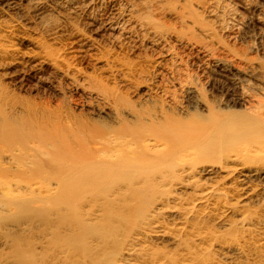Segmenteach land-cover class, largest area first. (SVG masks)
Masks as SVG:
<instances>
[{
	"label": "bare ground",
	"instance_id": "6f19581e",
	"mask_svg": "<svg viewBox=\"0 0 264 264\" xmlns=\"http://www.w3.org/2000/svg\"><path fill=\"white\" fill-rule=\"evenodd\" d=\"M233 2L0 0V74L19 83L47 72L53 84L39 81L54 90L66 80L95 116L12 95L0 83V196L23 201L27 217L6 264H264V238L253 244L248 229L261 218L242 210L264 196L251 186L264 183V62L222 47L213 30L229 32L243 17L264 29V6ZM174 45L219 70L231 100L206 102L185 77L178 86L201 115L173 107L169 88V110L137 107L119 90L146 73L125 50L160 49L155 66L168 72L164 63L178 62ZM80 63L97 69L85 74ZM209 219L230 228L217 234L205 228Z\"/></svg>",
	"mask_w": 264,
	"mask_h": 264
},
{
	"label": "rangeland",
	"instance_id": "374dc122",
	"mask_svg": "<svg viewBox=\"0 0 264 264\" xmlns=\"http://www.w3.org/2000/svg\"><path fill=\"white\" fill-rule=\"evenodd\" d=\"M224 1L227 4L230 3L231 7L234 5L233 0H224ZM250 3L252 5L258 6L259 8L264 6L263 0H250ZM207 20H210V19H207ZM242 20H240L237 27L233 26L234 27V28L232 27L233 29L232 28L229 29V32H225L224 30L222 31L221 29H219V27L215 26L213 28V30H214V33L217 35V38H218L217 40L222 41V44H221L222 47L224 45L228 46L232 50H234V51L236 50L237 53H239V54L241 53V55H245L247 58L255 59V60L257 59L259 62L263 63L264 62V29H258V28L252 27V25L250 24L251 20L248 17H243ZM10 21H7V22H10ZM55 23H56V21H55ZM215 29H217L218 31ZM36 38L38 40L43 39L44 41L48 42V38H46L41 33L36 35ZM201 39H202L201 41L204 42L205 39L204 38H201ZM15 43L17 44L18 42H15ZM19 44L20 43H18L16 46H17L18 50L22 53L23 52L24 53L25 52L36 53V51L38 52L37 49H34L33 47L28 46L27 44H20V47H19ZM207 44H209V43H207ZM173 47H175V48H173V54L176 55V57L178 58L177 59L178 62L175 63V66L173 65L172 62H169V63L165 62L164 67L166 69H168V68L171 69V71H170V69H168L169 70L168 72L163 71L161 69L157 70L158 68H156V66H155V63L157 62L156 59L161 58V55H162L160 49H159L160 50V52H159L158 49H153V48H150V49L147 48L146 49V48L141 47L138 50L136 49L135 53L131 52L132 54L129 51V50L132 51V49L125 50V52H123L121 54V56L128 58L133 62H136L137 65L140 64L138 66L140 68L142 67L141 69H144L143 71H145L146 73L149 72V74L145 73L143 76H141V78H137L135 80V82L139 81L138 83L134 82L135 84H138L140 86V87L138 85L134 86L135 88H137V90H135V88H127L128 86L126 84L125 85L120 84L118 86L119 90L121 92H123L124 94H126L128 96V98L137 105V107L148 108L150 110H158L159 108L164 109V107H166L165 102L170 98L165 96L162 91H164L163 89L166 90L169 88L170 91L172 92V95H173V100H174V101H172V103L174 102L173 107L178 106L179 108H182L188 114L197 112L198 115H201V114H203L202 111L198 110L197 106L195 104H193L194 102L191 99L193 97L190 98L187 95H185V93L181 92L182 90L178 86L179 77H182V78L185 77V79L188 78L191 82H194L195 85L197 83L198 88L200 87V89H201V90L199 89L201 91L200 94L203 95V98L206 102H210V103H211V101H216V102L217 101H223V102H225V101L231 100V98L233 96V91L231 90V85L227 82V79L224 78L222 74L218 73V72H220L219 70H217V72H216V71H214L215 69H213V68L211 69V67H210L211 65L208 64L209 62L206 59H204L203 56L199 55L196 51L191 50L190 48H185V47L183 48V47L175 46V45ZM150 50H152V51H150ZM153 50H155V51H153ZM217 50H216V52H218L217 54L220 56H223L221 54V52H219L220 50H218V51ZM126 51H128V52H126ZM158 54H161L159 58H157V56H159ZM149 56H150V58H149ZM180 60L182 62H180ZM0 62H1L0 65L1 64H4V65L7 64L6 59L1 60ZM166 63H168V64H166ZM80 66H81V69L83 70V72L85 74L95 73L94 72L95 68H92L90 66L87 67L84 63H80ZM6 68L2 69L4 71H6V74H10V76H16L17 71L12 70L14 72V73H12V71H8V68L7 69ZM96 69H97V67H96ZM179 71H180V73H179ZM1 74L5 75V72L1 73ZM1 74H0V83L3 84L8 89V92L11 93L12 95L14 94L16 96H20L21 98H28L30 100H36V102L39 101L40 103H42L41 105L44 104L47 107H51V108L60 107L66 113L67 112H73V113H77V114L85 113V114H88L90 116L95 117L93 112L87 106V104L89 103V100L87 99V97H85L84 95H81L80 93L79 94L75 93L74 90L72 91V89H73L72 85H70V82H67L66 80L65 81H59L58 80L59 84H56V85L54 83V87L57 88V90H54V88H52L49 84L50 82H52L51 84H53L54 79L52 78V76H50L51 74L47 73V72L40 74V75H37V76H32V75L29 76V74H26L25 75L26 77L23 76L20 78L22 81L20 80L19 83L17 80H9L7 77H3L4 75L2 76ZM90 74H88V75H90ZM39 77L44 81L47 80L49 82V80H50V82L48 84H45L44 81L43 82L39 81ZM105 81L106 80H104V82ZM117 82H119V81H117ZM145 82H146V85H145ZM105 83H108V85H110V86L114 85L113 81H106ZM140 83H142V84H140ZM147 87L153 88L152 89V96L154 98L152 100H149V101H145V96L147 93V90H146ZM153 93H155V94H153ZM173 107H171V108H173ZM165 110H169V109L166 107ZM230 164L231 163H223V162L221 163V165H223L224 167H226V166L232 167L233 164H231V165ZM14 176L18 177L20 179H23L24 177H33L34 175L15 174ZM220 176L222 178V175H219V176L211 179L210 181H208V184L209 185L210 184L218 185L222 180V179H220V180L218 179ZM215 182H217L218 184ZM251 186H253L252 187L253 189L258 188L257 190H263L264 191V183L262 181H258V180L254 181L253 183H251ZM0 197H1L0 198V235H1L0 236V264H6L5 262H6V260H8L7 258L10 254L9 248H11V246H12L11 244L14 243V241L16 240L15 238H17L18 240H22L21 239L22 237L20 234V229L18 230V228L20 226H21L20 228H22V226H24V224L27 222V217L25 215V205L23 204V201H16V202L11 203L10 199L6 200L5 198L3 199L2 196H0ZM262 200L264 202V196L261 199V201ZM261 201H258L259 202L258 204L256 201H251L252 203L248 202V205H246L247 204V202H246L245 203L246 207L244 206L243 209L241 207L240 208L238 207L239 209H242V210H248L249 213H251L252 215L254 214L253 215L254 217H255V212H256V215L259 214L258 215L259 218H261L263 220V221H261V219H258V217L256 216V220H254L255 222L250 223L251 225L249 224V227L251 229L250 228H248V229L251 232L252 239L254 241V242L252 241L253 244L255 243V239H256V243L257 242L259 243V242H262L263 238H264V219H263L264 218L263 217L264 216V203H262ZM233 202L236 203V200H233ZM11 205L13 206V208L11 207ZM8 209H10V210H8ZM233 216H234V214H233ZM233 216H231V215L229 216L230 219L228 220V223H227V224H229V222H230V224H232V226H233V223L235 224V222L238 221V218L236 216H234V217ZM212 220L213 219H209L210 222L209 221H208L209 223L207 222L208 225L206 224V226H207V227L205 226L206 229L209 228L213 232L217 231L218 232L217 234H221V233L224 234L223 232H226L225 230H227V228H230L227 226L218 225L216 223L213 224ZM257 221H260V223ZM256 224H257V226H259V225L260 226L258 228H257V226L254 227ZM1 232H2V234H1ZM7 233H8V235H7ZM13 234H15V235H13ZM253 237H255V238H253ZM6 246H8L7 249H6ZM203 246L206 247L207 245H205V244L201 245V248ZM159 247L162 248L163 246H159ZM250 250L251 249H249V252H251ZM249 252H248V254L246 252L248 258L250 257ZM248 258H246V259H248ZM243 261H245V260H243ZM250 261H251V259L249 258L247 260V262H248L247 264H251V263L254 264V262H252V261L250 262Z\"/></svg>",
	"mask_w": 264,
	"mask_h": 264
}]
</instances>
